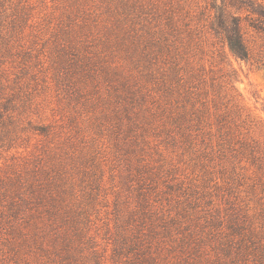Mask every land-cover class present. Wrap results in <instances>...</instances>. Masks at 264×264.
<instances>
[{
  "label": "rangeland",
  "instance_id": "374dc122",
  "mask_svg": "<svg viewBox=\"0 0 264 264\" xmlns=\"http://www.w3.org/2000/svg\"><path fill=\"white\" fill-rule=\"evenodd\" d=\"M211 1L0 0V264H128L152 229L162 264H219L239 212L264 239V169L233 151L264 155V68Z\"/></svg>",
  "mask_w": 264,
  "mask_h": 264
},
{
  "label": "trees",
  "instance_id": "16d2710c",
  "mask_svg": "<svg viewBox=\"0 0 264 264\" xmlns=\"http://www.w3.org/2000/svg\"><path fill=\"white\" fill-rule=\"evenodd\" d=\"M209 30L216 41L237 60L255 67L264 68V1L261 0H212L209 4ZM205 15V13H203ZM3 22L0 21V40L3 39ZM1 47V45H0ZM233 90V88L231 87ZM6 110V105H2ZM3 115L0 112V121ZM1 124V123H0ZM235 134V133H234ZM233 148L240 157L259 170L264 169V155L256 146L240 141ZM235 140V139H234ZM229 143H233L230 140ZM6 139H0V148ZM224 223L214 222L220 228L217 235L216 253L219 264H264V239L255 232L248 219L239 213L228 215ZM155 230L148 235L139 231L132 241L122 243L121 250L134 254L128 264H162L157 251L154 254L152 239ZM142 232V233H141ZM183 241V240H182ZM202 241L199 242V248ZM191 243H181L186 247ZM194 249L197 252L199 251ZM185 259V264H200L199 259ZM194 260V261H193ZM161 261V262H160ZM100 264V263H97Z\"/></svg>",
  "mask_w": 264,
  "mask_h": 264
}]
</instances>
